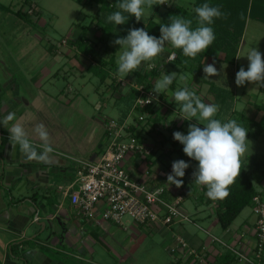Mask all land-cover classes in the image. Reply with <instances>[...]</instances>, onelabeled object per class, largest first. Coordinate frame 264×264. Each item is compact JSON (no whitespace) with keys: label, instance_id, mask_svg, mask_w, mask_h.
Returning <instances> with one entry per match:
<instances>
[{"label":"crops","instance_id":"obj_1","mask_svg":"<svg viewBox=\"0 0 264 264\" xmlns=\"http://www.w3.org/2000/svg\"><path fill=\"white\" fill-rule=\"evenodd\" d=\"M42 1L46 2V0ZM25 3L28 4L27 9ZM40 3H42L41 0H0V14L17 15L26 19L27 23L30 20L31 22L41 21L43 8ZM46 5L43 4V7H46ZM94 5L97 6L96 4L90 6ZM28 7H35L39 13L32 14L30 18L18 13L20 9L27 11ZM3 11L6 13H3ZM95 13L90 15L93 16ZM4 17L8 16L4 15ZM157 17L160 18L158 15ZM35 18L37 20H34ZM92 20L96 21L92 17L86 23L92 25L89 28L88 36L93 42H96L93 38L99 37L101 32L97 30ZM74 27V35L71 37L73 34L71 33L70 37H67L69 40H75L81 34V27L80 29L79 25H74ZM23 28L28 30L29 25L26 24ZM20 34L22 35L21 32ZM8 37L10 36L7 32L0 31V121H3L9 112H14L16 118L10 121L7 127L0 124V264H71L70 259L72 257H76L84 263L92 262L88 258L89 255H94L93 244L102 239L100 236L101 230L106 232L114 222L109 224L111 221L100 219V217L96 220L80 213L71 203L69 193L76 187L75 179L79 159L97 161L108 147L110 136L106 129V122L108 118H113L111 115L116 110L118 112L117 119L129 123L132 127L131 130L141 142L147 147L153 148L152 153L147 155L134 151L128 153L124 160L126 169L135 178L145 181L149 186L165 187V197L169 200H175L177 196L182 195L181 207L192 217V222L197 221L200 213L189 212L186 199L192 197L195 204L199 205V203H202L201 195L203 193L206 195L207 191L204 190V186L193 182L192 173L197 168L198 162L187 157L183 152V145L173 138L175 131L187 134L189 124L197 122L180 118L182 113L179 109L176 116L169 119L167 114L170 104L167 92H164L162 101L157 104L158 117L160 118L156 119L148 116L140 121L133 104L136 95V91L133 90L137 81L136 71L121 80L116 74L117 66L109 64L104 67L108 76L105 80H102L99 75L91 70L92 55L82 51L74 43L64 42L65 38L61 43L48 41L50 63L36 67L37 70L34 75L27 76V79H30L31 82H27L20 74L24 71L23 65H8L3 59L12 51L6 42ZM41 40L45 39L41 37ZM64 44L69 45L68 51L61 49ZM167 47L168 44L165 45V48ZM114 49L113 47L112 51H109L111 48H101L99 56L111 58L115 54L116 62L117 55ZM43 52L45 51L43 50ZM43 52L42 54H45ZM61 55L64 58H61ZM213 56L223 60L224 54L213 49L205 60V65L211 64ZM156 59L157 57L149 62L156 61ZM149 62H143L140 67L146 73V79H150L152 85H154L155 81L158 80L157 76L161 74L151 77L150 72L146 70V65ZM183 70L184 73H190L191 75L188 88L195 91L203 101L206 99L209 103L217 104L213 94L209 92L210 85L204 78L214 81L218 86L234 91V99H229L225 110L219 111L215 118L226 121L230 117L231 111L236 109L264 122V97L256 99L251 95L248 96L245 94L247 90L239 91L236 85L233 86L232 80L222 82L216 77L207 78L205 75L201 78L200 74L194 75L189 70ZM62 71L70 74L71 80L74 82L73 84L70 83L69 86L78 95L75 94L66 100L68 105H65V112L58 117L59 123L64 124L63 115L68 114L71 105H74L73 102L76 101L75 104L78 103L79 106L75 107V105L74 108L79 112L75 113L74 116L76 118V115L79 114L80 118L84 117L85 128L78 131L80 128L77 129L76 123L72 122L73 124L70 125L75 128L64 129V133L57 130L47 131L48 134L51 133V135H48V143L53 151L48 154V158L45 160H29L20 151L18 145L15 147L11 145L7 128L19 124L28 133V137L32 142L37 145L41 144V141L35 135L29 133L28 126L30 122L27 114L34 108L36 99L41 97L40 92L32 94L30 84H34L35 88L43 89L47 82L54 84L53 81L62 75ZM96 78H99V81ZM37 81L39 84H36ZM173 82V86L176 87L179 83L178 76ZM88 83L93 86L94 99L91 101L87 99L88 105H86L82 103L84 100L81 99L84 93L80 94L79 91L84 90ZM204 85H207L206 93L202 97L198 89H204ZM181 87L184 88L185 86L181 84ZM101 94L102 96H100ZM208 94H211L213 99H209ZM77 98H80L78 100H82V102H78ZM256 104L263 105V107L258 108ZM200 126L203 127V125ZM165 128H169L173 132L170 137H168L169 133L165 132ZM169 138L173 142V146L167 145ZM251 138L253 137L247 139L250 140ZM37 150L38 152L42 151L40 148ZM176 160H184L190 165L185 170V176L182 178L183 185L179 188L167 183V175L171 173L172 163ZM262 184L264 185V182ZM200 190H202L201 193ZM129 223L131 225L137 224L133 221H129ZM183 223V220H181L170 227L137 225L144 231L161 232L168 243L169 249L173 238L172 233L183 235L179 229L181 226L184 228ZM246 225L252 224L243 223L238 226L233 223L231 226L241 232L242 227ZM209 228L214 229L215 223L210 224ZM184 234L186 236H183L194 245L203 241L197 235H190L187 229ZM224 234L227 239L235 238L230 233L225 232ZM105 264L107 263L105 262Z\"/></svg>","mask_w":264,"mask_h":264},{"label":"rangeland","instance_id":"obj_2","mask_svg":"<svg viewBox=\"0 0 264 264\" xmlns=\"http://www.w3.org/2000/svg\"><path fill=\"white\" fill-rule=\"evenodd\" d=\"M41 2L42 3L40 4L43 8L41 21H38L37 18H35L34 20L37 21L31 22L30 20V22L27 23L26 19L20 18L17 15L4 14L8 16L4 17L3 14H0V31H5L7 34H9L10 37L7 38L6 42L12 50L7 56L3 57V59L8 65H23L24 71L20 74L25 80H27V82H31L30 79H27V76H33L37 70L36 67L50 63V55L48 53L49 47L47 46L48 41L51 40L55 43H61L64 38L73 33L71 35L72 37L75 32L74 25L77 26L78 22L86 24L93 17L90 14L95 13L98 9V6L95 5L92 7L90 5L84 7V5H82L77 0H46V2L41 0ZM194 2L195 0H163V4H161V0H155V5L153 8L146 9L143 18L144 20L142 19V21L147 22L154 13V9L158 5H160L162 9H165V7L168 5L182 3L190 8H193ZM43 4H47L46 7H43ZM27 6L28 4L25 6L26 9ZM3 13L6 12L3 11ZM247 21L244 39L238 53V56L240 57L237 59L238 62L230 64L219 57L213 56L211 64L214 62L215 67L217 68L218 72H220V75L212 76L210 78L216 77L222 82H228L232 80V84L235 86V76L238 70L241 67H244L245 70H247L249 61L245 56L248 50L254 47L264 54V23L252 18L248 19ZM26 24L29 25V29H22V27ZM80 27L81 25H79V29ZM41 37L45 40H41ZM93 40L100 42L99 37H95ZM115 40V38L110 39L111 50L109 51H112V48L114 47V50H116V55H118L117 51H119L120 46L113 43ZM66 42L68 44L70 43L68 41ZM168 45L169 47L171 46L170 44ZM69 48L70 47L67 44L62 45L61 47L62 50L66 51H68ZM43 50L45 52H43ZM42 52L45 54H42ZM61 58L64 57L61 55ZM144 64L146 65V63ZM180 67L182 68L181 65L174 61L169 62L166 65L165 70L162 71L161 75L157 76V79H160L163 74H169L172 72H176L178 76L179 83L176 85V87L170 86L169 90L166 91L170 104L169 112L167 114L169 119H173L177 114V110L179 109V106L174 101L173 93L176 90L182 88L181 84L185 87H188L191 82L190 73H184L185 71L183 68L181 70ZM61 73L62 75H60L58 78H55L53 81L55 82L54 84L47 82L43 89L35 88L36 86L34 84H30V86L33 87H30L32 94H35V92H40L41 96L40 98L36 99L34 108L27 114L29 115L30 122L28 126L29 133L31 135H35L37 139H39V137L35 129L37 125L40 124H43L47 131L57 130L60 131V133H64V129L67 130L72 127V125H70L73 124L72 122L76 123L77 129L78 127L80 128L78 131H82L85 128L84 117L80 118L81 116L79 114L76 115V118L74 116L75 113L79 112L74 108L75 105V107L79 106L78 103L75 104L76 101L73 102L74 105H71L68 114L63 115L64 124L59 123L58 117L61 116L63 112H65V105H68L66 104V100L77 94L75 90L71 89L69 86L70 83L73 84L74 82L71 80L70 74L65 71H62ZM200 75L202 78V76L205 74L202 71ZM96 79L99 81V78ZM199 81L202 82L200 79ZM36 84H39L38 81ZM206 86L207 85H204V89L200 87V89H198L201 92L200 95L202 97H204L206 93ZM92 87V84L88 83V86L84 90L79 91L80 94L84 93V96L81 97L84 102H82V100H78L80 98H77V101H81L82 103L88 105L86 100L88 99L91 101L94 99V90ZM237 88L239 91L247 90L245 94L248 96L251 95L253 98L257 99L264 97V88L257 87L251 83L246 82L244 86H237ZM261 89L262 91L260 92ZM100 96H102V94ZM208 98L213 99V96L208 94ZM204 102L209 103L206 99ZM114 112L115 113H112L111 116L117 119L118 112L117 110ZM193 120L197 122L195 119ZM62 126L63 128H61ZM73 128L75 127H72L71 129ZM165 132L169 133L168 137H170V134L173 133L169 128H165ZM48 135H51V133ZM249 141L250 144L248 145V149L242 158L246 164L250 165L251 163V169L256 168V164L258 165L257 170H259L261 173H258L260 175L258 176V180L255 182L258 188L261 189L264 186L262 184V182H264V132L261 136L253 137ZM167 145L173 146V142L170 138L167 140ZM201 192L202 190H200V193ZM186 206L189 212H198L200 213V216H198L197 221L194 222L183 220L184 228H186L184 229L183 226L179 228L183 235H185L184 233L187 229L190 235H197L202 240L208 241L209 235L206 233L204 228H209L210 224L215 223V228L212 229V232L216 236L227 239L226 235L224 234L225 229L221 227L220 223L216 222L217 217L213 205H208L206 202L196 205L195 200L192 197H189L186 199ZM254 220L255 214L253 212V207L252 205H248L243 209V211L233 223L235 225L241 226L243 223L252 224ZM129 221H132L129 217L125 218V226L117 223L111 224L112 222H110L109 224L111 225L109 230L106 232L101 230L100 236L102 241L100 240L93 244L94 255H89L90 257L88 258L92 262L84 263V261L78 260L76 257H72L71 259L75 260L70 259L71 264H105V262L107 264H177L176 256L168 249V243L161 232H149L147 230L144 231L137 224L131 225ZM231 239L229 238L228 240L233 243L235 238ZM219 250L223 252L226 251L223 246H220Z\"/></svg>","mask_w":264,"mask_h":264},{"label":"clouds","instance_id":"obj_3","mask_svg":"<svg viewBox=\"0 0 264 264\" xmlns=\"http://www.w3.org/2000/svg\"><path fill=\"white\" fill-rule=\"evenodd\" d=\"M154 5L155 0H118L115 4L118 10L108 15L106 20L117 26L125 24L130 16H134L139 22L144 18L146 9H152ZM194 12L197 23L195 28L192 27L191 19L171 16L170 23L161 24L159 37L149 35L144 28H132L126 37L117 38L113 42L120 46L116 58L117 76L123 80L127 75L138 70L142 62L152 61L163 53L166 44L181 49L185 57L193 59L198 53L208 49L215 40L211 25L215 19L221 18L224 14L219 6H212L209 3L195 7ZM245 57L249 61L247 70L244 67L238 70L235 84L239 87L247 82L264 88V54L253 47L248 50ZM203 72L207 78L220 75L214 63L206 64ZM176 78V72L163 74L155 81L152 91L157 96L166 92ZM173 98L182 113L180 118L197 121V123L189 124L186 135L180 131L173 133L174 140L183 145L184 154L198 162L197 168L192 173L193 182L205 186L206 195L210 199H224L229 195V186L240 175L241 157L250 144L247 139L248 128L237 119L222 121L215 118L220 111V106L204 102L195 91L188 87L176 90ZM151 102L152 100L148 99L145 103ZM15 118V113L9 112L0 124L7 127ZM7 129L11 145L13 147L18 145L20 151L29 160H45L53 151L48 143V132L43 124L37 125L35 129L41 141L39 145L29 139L28 133L19 124H14ZM38 148L42 151L38 152ZM189 166L184 160L173 161L172 171L167 175V183L177 188L181 187L185 170Z\"/></svg>","mask_w":264,"mask_h":264},{"label":"built area","instance_id":"obj_4","mask_svg":"<svg viewBox=\"0 0 264 264\" xmlns=\"http://www.w3.org/2000/svg\"><path fill=\"white\" fill-rule=\"evenodd\" d=\"M175 57L176 53L173 52L170 59ZM134 87L138 91L134 103L136 115L144 120L150 113L141 112L138 108L158 104L162 98L144 83L136 82ZM148 99L152 102L145 103ZM106 129L110 142L102 157L97 161H78L76 187L69 193L71 203L77 210L96 220L100 217L120 225H125V218L128 217L137 224L151 227H170L181 220L193 221L181 207L182 195L169 200L165 197V187L149 186L145 181L135 178L124 166L128 153L134 151L147 155L152 153L153 148L143 144L126 121L108 118ZM254 201L255 220L252 225H246L241 232L232 226L225 229L226 233L235 237V242L216 236L207 227L204 230L209 235L208 241L203 240L197 245L179 233H172L170 252L183 262L194 259L196 264H207L223 253L219 250L223 246L234 255L236 264H263L264 193L256 195Z\"/></svg>","mask_w":264,"mask_h":264},{"label":"trees","instance_id":"obj_5","mask_svg":"<svg viewBox=\"0 0 264 264\" xmlns=\"http://www.w3.org/2000/svg\"><path fill=\"white\" fill-rule=\"evenodd\" d=\"M77 1L84 6L92 4H96L98 6L97 12L93 14L96 21L92 20V22L96 25L97 30L101 32L99 36L100 42H93L88 36L89 28L92 26L91 23L84 24L80 22L78 23V25H81L80 36L75 40H69L66 37L64 42L68 41L70 42L69 44L74 43L82 51L91 54L93 58L91 62V70H93L95 74L99 75L102 80H105L108 76L104 67L109 64L112 66L116 65L115 54H113L111 58L99 56L101 48H111V38L117 39L126 37L128 31L132 28H144L149 35L159 37L161 24L170 23L169 18L171 16H183L184 18L191 19L193 21L192 27L195 28L197 23L194 9L203 3H209L212 6H219L221 12L224 14L221 18L215 19L214 23L211 25L215 33L214 42L204 52L198 53L194 59L185 57L181 49H176L172 46L169 47L168 45L164 52L157 56L156 61L147 63L146 70L147 72H150L151 77L161 74V72L165 70L166 65L172 61L181 65L183 69L191 71L194 75H199L205 65V60L213 49L219 50L224 54V61L234 64L237 62L236 57L238 56L244 37L247 20L252 18L264 23V0H195L193 8H190L182 3L168 5L165 9H162L161 6L158 5L147 22L142 20L137 22L134 16H130L125 24L117 26L111 22H107L106 18L108 15L118 10L115 7L118 0ZM31 8H33V11H30V8L27 11H22L20 9L18 10V13L27 18H30L32 14L39 13L35 7ZM157 15L160 17L159 19ZM173 52L176 53V57L174 59H170V55ZM141 68L142 67L135 70L136 82L144 83L147 87L153 88L151 80L146 79V73H144ZM204 79L209 83V92L213 94L215 102L220 106V111L225 110L227 101L229 99H234V91L218 86L212 80H208L206 78ZM173 85L174 82L172 83V86ZM133 90L136 91L133 101L134 104L138 91L136 88H133ZM160 96L162 98L164 93L160 94ZM256 106L258 108L263 107V105L260 104H256ZM138 109L141 112L150 113V118H160L158 117L157 104L139 107ZM228 119H237L238 122H242L243 126L248 128L247 138L257 137L264 132V122L246 115L243 111L236 109L232 110ZM253 163L256 164L255 162ZM250 166H252L251 163L250 165L246 164L244 159L241 157L240 175L235 179V182L229 186V195L224 199L213 200L204 193L200 197L201 202H206L208 205L214 206L217 222L221 224L223 229L231 226L246 206H254V197L256 195H262L264 193V186L262 189H259L255 182L258 180V176L260 175L258 173H261L257 170L258 165L256 164L257 167L254 169H251ZM204 190L207 191L205 186ZM193 260L194 259H189L188 261L183 262L181 259H176V263L196 264ZM234 260V255L230 251H225L221 255H217L216 259L209 260L207 264H236Z\"/></svg>","mask_w":264,"mask_h":264}]
</instances>
